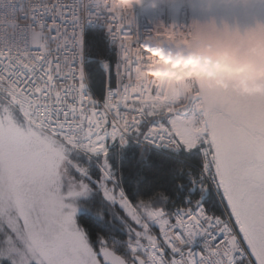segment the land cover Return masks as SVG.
<instances>
[{"label":"snow or ice","instance_id":"6c2138e0","mask_svg":"<svg viewBox=\"0 0 264 264\" xmlns=\"http://www.w3.org/2000/svg\"><path fill=\"white\" fill-rule=\"evenodd\" d=\"M85 22L117 50L96 94ZM123 25L0 0V264H264V95L154 80Z\"/></svg>","mask_w":264,"mask_h":264},{"label":"clouds","instance_id":"9594fccd","mask_svg":"<svg viewBox=\"0 0 264 264\" xmlns=\"http://www.w3.org/2000/svg\"><path fill=\"white\" fill-rule=\"evenodd\" d=\"M94 2L100 7L107 5L109 11L124 23L132 17L134 8L145 3L153 8L167 3L195 9L198 15L191 16L186 25L179 28L170 25L161 34L162 39L149 38L137 45L145 50L152 65L146 71H170L172 65L165 61H180L195 69L192 75H187V70L178 71L183 80H204L215 88H229L240 95H264V17L255 14L256 10L264 8V0ZM215 9L239 12L240 15H218L214 13ZM163 81L168 80L164 78Z\"/></svg>","mask_w":264,"mask_h":264},{"label":"built area","instance_id":"2783aa9c","mask_svg":"<svg viewBox=\"0 0 264 264\" xmlns=\"http://www.w3.org/2000/svg\"><path fill=\"white\" fill-rule=\"evenodd\" d=\"M192 16V11L187 6L180 5H172V4H160L157 7L153 8L145 3L141 7H136L133 10V15L131 18H128V22L124 23L123 30L128 34L132 35L135 38V43L138 45L140 43L145 42L146 39H162V33L164 29L168 28L170 25H175L176 28H179L181 25H186L188 23L189 18ZM163 25L161 28L159 25ZM89 28H96L101 30L107 40L108 45L115 46L108 36V33L105 31L102 23L100 22H85L82 26V38H83V59H82V67L85 73V50H84V38L85 33ZM173 28V31L176 30ZM116 47V46H115ZM166 63H170L172 65V69L177 68L178 71L183 72L187 70V75H192L193 68H188V65L185 63H181L180 61H171L166 60ZM104 63H101L103 66ZM171 71V70H170ZM170 71H146L145 75L151 76L154 80L161 81L164 78L168 77L172 72ZM177 71V74H178ZM114 73V66H113ZM153 73H159L161 75L160 79H156L153 76ZM86 86L90 93L93 94L86 73Z\"/></svg>","mask_w":264,"mask_h":264},{"label":"trees","instance_id":"16d2710c","mask_svg":"<svg viewBox=\"0 0 264 264\" xmlns=\"http://www.w3.org/2000/svg\"><path fill=\"white\" fill-rule=\"evenodd\" d=\"M85 73L93 94H96L109 78V70L105 63L112 69L116 61V47L107 43L104 33L96 28H89L84 38ZM101 63H104L101 66ZM123 239V234L116 232Z\"/></svg>","mask_w":264,"mask_h":264},{"label":"water","instance_id":"95a60500","mask_svg":"<svg viewBox=\"0 0 264 264\" xmlns=\"http://www.w3.org/2000/svg\"><path fill=\"white\" fill-rule=\"evenodd\" d=\"M191 11H192V16L198 15V13L195 11V9H191ZM214 13L215 14H218V15H232V14L240 15L239 12H234V13L233 12H226L223 9H215L214 10ZM255 14L258 15V16L264 17V8H261V9L256 10ZM241 19L243 20L244 17L241 16ZM194 70L195 69L193 68V71Z\"/></svg>","mask_w":264,"mask_h":264},{"label":"rangeland","instance_id":"374dc122","mask_svg":"<svg viewBox=\"0 0 264 264\" xmlns=\"http://www.w3.org/2000/svg\"><path fill=\"white\" fill-rule=\"evenodd\" d=\"M177 71L178 69L177 68H174L172 69L170 72H172L168 77H166V79L168 81H172V82H177L179 83V81H182L183 80V77L182 76H178L177 74ZM159 77L161 78V75H159Z\"/></svg>","mask_w":264,"mask_h":264},{"label":"bare ground","instance_id":"6f19581e","mask_svg":"<svg viewBox=\"0 0 264 264\" xmlns=\"http://www.w3.org/2000/svg\"><path fill=\"white\" fill-rule=\"evenodd\" d=\"M159 73H153V76L156 78V79H160V77H159Z\"/></svg>","mask_w":264,"mask_h":264}]
</instances>
